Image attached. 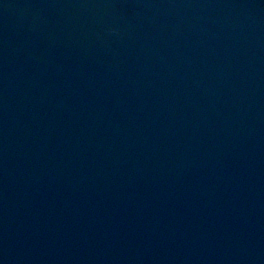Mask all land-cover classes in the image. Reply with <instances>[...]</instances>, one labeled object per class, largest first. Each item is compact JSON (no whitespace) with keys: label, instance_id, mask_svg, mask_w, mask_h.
Returning <instances> with one entry per match:
<instances>
[{"label":"water","instance_id":"water-1","mask_svg":"<svg viewBox=\"0 0 264 264\" xmlns=\"http://www.w3.org/2000/svg\"><path fill=\"white\" fill-rule=\"evenodd\" d=\"M0 264H264V0H0Z\"/></svg>","mask_w":264,"mask_h":264}]
</instances>
